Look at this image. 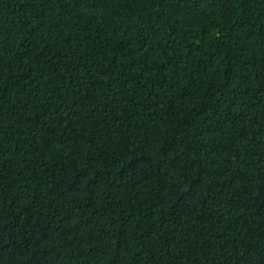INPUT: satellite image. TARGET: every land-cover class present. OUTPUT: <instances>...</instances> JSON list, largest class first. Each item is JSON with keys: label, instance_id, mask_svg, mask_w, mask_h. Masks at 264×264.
<instances>
[{"label": "trees", "instance_id": "16d2710c", "mask_svg": "<svg viewBox=\"0 0 264 264\" xmlns=\"http://www.w3.org/2000/svg\"><path fill=\"white\" fill-rule=\"evenodd\" d=\"M0 264H264V0H0Z\"/></svg>", "mask_w": 264, "mask_h": 264}]
</instances>
